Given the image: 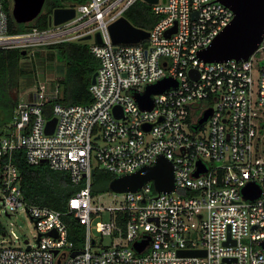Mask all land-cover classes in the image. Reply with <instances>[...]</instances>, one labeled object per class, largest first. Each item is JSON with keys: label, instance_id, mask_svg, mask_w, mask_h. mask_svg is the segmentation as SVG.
<instances>
[{"label": "built area", "instance_id": "built-area-1", "mask_svg": "<svg viewBox=\"0 0 264 264\" xmlns=\"http://www.w3.org/2000/svg\"><path fill=\"white\" fill-rule=\"evenodd\" d=\"M134 1L76 2L68 5L74 15L64 22L10 33L0 0V48L80 39L98 58L90 101L62 103L58 83L50 89L37 81L20 91L11 119L0 128V209L23 210L35 225L34 242L0 239V264H264L258 245L264 240V26L247 58L206 61L198 51L233 11L220 0H157L150 3L157 18L145 29L147 36L112 41L108 24ZM167 76L176 84L151 93L150 108L140 107L133 93ZM51 117L54 127L46 132ZM17 149L28 163L47 162L83 183L65 211L24 199ZM160 154L172 163L173 190L156 192L148 180L135 191L113 193L109 201L102 198L107 192L90 191L94 167L121 175ZM197 161L204 170L194 174ZM248 182L260 190L253 199L241 193ZM101 211L110 217L97 220L95 229L112 239L95 246L91 218ZM65 213L83 224L80 246L68 238ZM145 238L137 251L133 242ZM185 249L204 252H177Z\"/></svg>", "mask_w": 264, "mask_h": 264}, {"label": "trees", "instance_id": "trees-1", "mask_svg": "<svg viewBox=\"0 0 264 264\" xmlns=\"http://www.w3.org/2000/svg\"><path fill=\"white\" fill-rule=\"evenodd\" d=\"M84 0H44L40 12L28 22H16L11 16V0H3L8 12V32H28L33 27L44 29L49 26L48 15L56 6L74 5ZM123 15L134 26L148 29L157 16L150 10V4L144 0H136L129 5ZM56 49L65 65L64 75L59 79L62 86L61 96L57 98L62 103H86L91 100L88 90L90 77L98 66V58L89 50L85 40H63L46 44ZM27 50L21 47L0 48V128L12 116L13 108L18 95L25 83L34 82L33 78L26 76L27 64L24 62ZM23 78H28L22 82ZM14 162L20 173V189L26 201L33 204L45 205L65 211L67 200L81 185L70 180L66 170L53 169L47 162L30 164L26 161L22 150L13 152ZM114 175L102 167H94L90 191L100 193L109 190L108 181ZM68 231V238L73 240L75 246L83 241V224L73 215L65 213L62 216ZM2 228L0 224V229Z\"/></svg>", "mask_w": 264, "mask_h": 264}, {"label": "water", "instance_id": "water-1", "mask_svg": "<svg viewBox=\"0 0 264 264\" xmlns=\"http://www.w3.org/2000/svg\"><path fill=\"white\" fill-rule=\"evenodd\" d=\"M148 3L157 0H145ZM163 1V0H162ZM233 11L230 22L215 36V38L204 48L198 51L199 57L206 61H221L229 58L245 59L251 54L261 39L264 26V0H220ZM44 0H11L10 13L16 22L31 21L40 12ZM74 15L72 6H56L48 15V24H59L71 18ZM174 26L167 30H174ZM108 30L112 41L114 42H135L148 35L147 30L134 26L130 21L121 15L108 24ZM86 35L84 38H88ZM95 41H100L99 32L95 33ZM193 69H189L192 74ZM96 70L90 77V82L94 81ZM176 81L170 77H164L160 80L148 84L143 93H133L140 107L150 108L152 100L151 93L160 92L169 85H175ZM116 113V106L113 108ZM211 108L205 109L202 116L198 119L201 122L207 118ZM55 123V117L49 118L45 123V131L51 132ZM196 169L193 172L197 174L204 170V166L197 161ZM151 180L156 192L170 191L174 189L173 166L169 159L160 154L150 165H143L131 173L115 175L108 181V188L115 192L135 191L144 182ZM259 188L251 182H248L241 188V193L253 199L259 194ZM49 233H54L50 230ZM147 238L142 241L133 242V247L141 251ZM228 242V240H225ZM232 242H234L232 240ZM258 245L264 250V240H259ZM78 250H73L75 254ZM179 254H203V250L185 249L178 250ZM229 261L231 258H225Z\"/></svg>", "mask_w": 264, "mask_h": 264}, {"label": "rangeland", "instance_id": "rangeland-1", "mask_svg": "<svg viewBox=\"0 0 264 264\" xmlns=\"http://www.w3.org/2000/svg\"><path fill=\"white\" fill-rule=\"evenodd\" d=\"M22 48L27 50L24 62L27 64L28 72H26L25 77L30 75L31 77H34V82L29 84L25 83L22 87L23 90L34 85L37 81H43L50 89H53L55 84H59V79L65 72V65L56 49L47 47L46 43H35ZM27 79L28 78H23L22 82H25ZM58 88L61 94V84L58 85ZM104 192H107L102 195V198L105 201H109L113 193L119 194L111 189ZM109 217L110 214L107 211H101L99 215L91 218L90 232L93 237L97 239V244L95 246L110 245L111 243L112 237L109 234H101L95 229V222L97 220H108ZM0 224L2 226L0 229V239H3L4 241H7L8 239L10 244L23 245L25 238H27L30 242L35 241L34 222L28 213L23 210L8 214L0 209Z\"/></svg>", "mask_w": 264, "mask_h": 264}]
</instances>
